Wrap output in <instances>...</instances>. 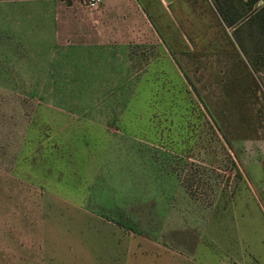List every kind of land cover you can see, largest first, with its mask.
<instances>
[{"label":"rangeland","instance_id":"1","mask_svg":"<svg viewBox=\"0 0 264 264\" xmlns=\"http://www.w3.org/2000/svg\"><path fill=\"white\" fill-rule=\"evenodd\" d=\"M249 1L0 0V264H221L235 224L262 251Z\"/></svg>","mask_w":264,"mask_h":264},{"label":"crops","instance_id":"2","mask_svg":"<svg viewBox=\"0 0 264 264\" xmlns=\"http://www.w3.org/2000/svg\"><path fill=\"white\" fill-rule=\"evenodd\" d=\"M106 1V0H99ZM242 225L235 224V231H228L226 235L233 240L227 243L225 254L220 259L221 264H264V242L262 251L259 252V243L256 234L252 230L243 232ZM227 252H230L229 254ZM224 259V260H223Z\"/></svg>","mask_w":264,"mask_h":264},{"label":"trees","instance_id":"3","mask_svg":"<svg viewBox=\"0 0 264 264\" xmlns=\"http://www.w3.org/2000/svg\"><path fill=\"white\" fill-rule=\"evenodd\" d=\"M216 3V0H214ZM231 2V0H225V2ZM259 0H250L248 3L249 8L253 5H255ZM230 6L232 7V2L230 4ZM218 10L220 12V15H222V21L224 23H226L227 27H230L232 25H234L235 23L239 22V21H227L223 12H222V8L221 6H218ZM239 19H241L240 27H242L245 22H249L248 24H251V22H256V30H258V36H259V50H257L258 52H260V55H262L264 57V1H263V5L255 11H252V13L248 14V15H243V17H240ZM245 21V22H243ZM251 25H247V27H250ZM244 53H246L244 51ZM247 55V53H246ZM251 63H255V61H251Z\"/></svg>","mask_w":264,"mask_h":264},{"label":"built area","instance_id":"4","mask_svg":"<svg viewBox=\"0 0 264 264\" xmlns=\"http://www.w3.org/2000/svg\"><path fill=\"white\" fill-rule=\"evenodd\" d=\"M86 5L87 7L91 8V9H96L97 5H98V0H86Z\"/></svg>","mask_w":264,"mask_h":264}]
</instances>
